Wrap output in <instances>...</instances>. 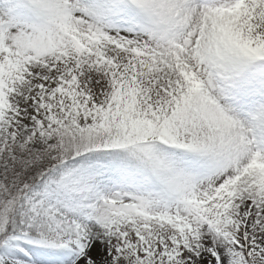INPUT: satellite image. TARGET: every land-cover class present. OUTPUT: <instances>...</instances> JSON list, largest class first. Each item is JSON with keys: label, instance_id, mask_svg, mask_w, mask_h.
<instances>
[{"label": "snow or ice", "instance_id": "snow-or-ice-1", "mask_svg": "<svg viewBox=\"0 0 264 264\" xmlns=\"http://www.w3.org/2000/svg\"><path fill=\"white\" fill-rule=\"evenodd\" d=\"M0 264H264V0H0Z\"/></svg>", "mask_w": 264, "mask_h": 264}]
</instances>
